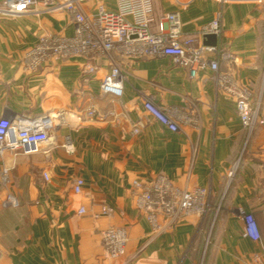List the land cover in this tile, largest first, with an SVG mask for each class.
I'll list each match as a JSON object with an SVG mask.
<instances>
[{
  "label": "crops",
  "instance_id": "0c3cea01",
  "mask_svg": "<svg viewBox=\"0 0 264 264\" xmlns=\"http://www.w3.org/2000/svg\"><path fill=\"white\" fill-rule=\"evenodd\" d=\"M151 1L152 32L166 13L178 14L183 32L192 34L222 11L216 45L232 59L220 61L219 71L250 90L264 117V4ZM98 4L116 8L114 0H86L83 10L93 14ZM73 31L65 13L0 17V117L65 113V123L39 152L0 154V176L7 168L9 179L6 186L0 179V264H264V127L248 134L234 100L209 70L192 78L168 58H120L126 81L119 101L100 91L105 61L98 60L88 76L81 58H54L33 73L24 69V52L41 36ZM147 97L175 109L187 123L169 131L143 111ZM90 105L116 118L89 119L84 111ZM139 121L142 127L133 134ZM66 137L72 154L61 147ZM157 175L180 189H205L206 212L154 234L135 207L131 184ZM79 178L83 187L74 194ZM7 194L18 207H2ZM101 206L114 214L99 216ZM80 207L85 214H78ZM239 211L253 217L258 241L244 235ZM110 227L126 231L125 254L118 259L107 257L101 246V232Z\"/></svg>",
  "mask_w": 264,
  "mask_h": 264
},
{
  "label": "built area",
  "instance_id": "2783aa9c",
  "mask_svg": "<svg viewBox=\"0 0 264 264\" xmlns=\"http://www.w3.org/2000/svg\"><path fill=\"white\" fill-rule=\"evenodd\" d=\"M86 0H1L0 16L15 17L20 15L42 16L65 13L73 24L71 36L43 35L27 49L21 59L26 71L33 73L49 60L81 58L86 64L84 74L92 75L97 70L96 62L105 61L108 73L100 84L103 95L119 101L123 97L126 72L119 62L120 58L129 60L168 58L171 62L185 69L192 78L198 73L209 70L212 81L226 95L234 100L236 113L243 129L250 134L258 126L264 127L261 115V102L254 100L250 90L239 85L231 75L219 71L220 61L230 60L232 56L223 54L216 46L200 43L205 36L214 35L217 39L222 34L221 10L214 13L212 20L197 28L192 34H185L178 14L166 13L158 20L157 32L150 29L153 23L151 0H114L116 8L110 10L98 4L93 14H86L83 4ZM225 5L230 0H214ZM264 4V0H256ZM142 109L153 120L171 132L179 131L187 123L186 118L173 108L159 107L152 98L142 101ZM84 114L87 118L104 122L115 119L112 111L100 112L90 105ZM65 123L62 110L44 113L38 116L15 114L0 117V154L3 152L34 154L42 146L52 142L51 132L56 126ZM142 127L139 121L133 126L132 133L137 134ZM61 147L72 154L74 146L69 137ZM232 173L229 174V177ZM45 179L47 175L44 174ZM1 183L9 182L8 169L1 172ZM135 207L140 211L154 234L161 233L167 225L190 217L201 216L206 212V195L203 188L190 190L174 186L168 178L157 175L151 181L134 180L131 184ZM82 179H76L74 194H80ZM2 207L16 208L17 199L7 194ZM80 207L78 214H85ZM244 217V235L252 241H258L260 235L253 217L239 211ZM114 210L101 206L99 216H112ZM98 217V216H97ZM159 218L163 219L161 223ZM127 243L123 228L110 227L101 232V246L106 256L118 259L125 254ZM1 257V253H0Z\"/></svg>",
  "mask_w": 264,
  "mask_h": 264
},
{
  "label": "water",
  "instance_id": "95a60500",
  "mask_svg": "<svg viewBox=\"0 0 264 264\" xmlns=\"http://www.w3.org/2000/svg\"><path fill=\"white\" fill-rule=\"evenodd\" d=\"M202 44L205 46H213L214 47L217 44V38L214 35L205 36L203 41H202Z\"/></svg>",
  "mask_w": 264,
  "mask_h": 264
},
{
  "label": "rangeland",
  "instance_id": "374dc122",
  "mask_svg": "<svg viewBox=\"0 0 264 264\" xmlns=\"http://www.w3.org/2000/svg\"><path fill=\"white\" fill-rule=\"evenodd\" d=\"M1 17V16H0Z\"/></svg>",
  "mask_w": 264,
  "mask_h": 264
}]
</instances>
